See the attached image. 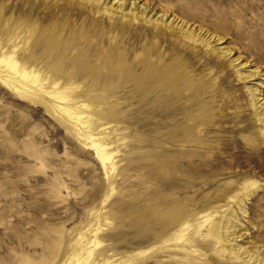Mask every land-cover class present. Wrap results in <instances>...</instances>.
<instances>
[{
	"label": "rangeland",
	"instance_id": "obj_1",
	"mask_svg": "<svg viewBox=\"0 0 264 264\" xmlns=\"http://www.w3.org/2000/svg\"><path fill=\"white\" fill-rule=\"evenodd\" d=\"M122 2L117 15L89 0H0V55L15 45L40 73L22 81L31 98L3 82L20 77L0 64V264H64L89 229H100V264H210L216 251L186 260L167 240L230 210L239 243L264 249V129L247 92L264 99V0ZM236 58L259 76L240 80ZM58 88L114 153L113 171L52 110Z\"/></svg>",
	"mask_w": 264,
	"mask_h": 264
},
{
	"label": "bare ground",
	"instance_id": "obj_2",
	"mask_svg": "<svg viewBox=\"0 0 264 264\" xmlns=\"http://www.w3.org/2000/svg\"><path fill=\"white\" fill-rule=\"evenodd\" d=\"M89 1H93L94 3H96V5L102 11H104L106 9V6H108V4L110 3L111 6L108 7V10L111 13L117 15L122 14L124 8V3L122 2V0ZM114 7L116 8L114 9ZM130 7L132 8L131 10H133L134 3H131ZM144 15L145 12L143 11L139 19L143 20ZM130 17L133 18L134 13ZM163 17L161 18V20L160 18H157L156 22L161 21V23L163 24L165 21V17ZM180 27L183 28L186 27V25L182 24ZM183 33L185 34L187 32L183 31ZM188 37L189 39H195V36L192 35V32L189 33ZM221 41L222 39L216 40L217 43H220ZM12 47V51L3 52L0 55V64H5L8 67L11 72V75L13 76L12 79H14V77L16 76H19L20 81L5 79L3 80V82L7 84L8 87L18 92L20 95L33 98L34 93H32L31 89L24 85L22 81H26V83L30 85H37L39 83L40 73H33L27 70L25 67H22L17 59L16 52L14 50L16 46L13 45ZM223 56L230 60L232 52L229 49H225L223 52ZM231 63H233V66L237 69L239 79L244 82H251L253 79H256V77L260 74L259 72L243 70L246 65H242L240 63L239 58L232 59ZM154 74L155 75L152 76V79H156V82L158 83H175V81H172L173 75L170 72L157 73V71H155ZM262 85H264V83H262ZM65 89L74 91L80 89V87H75L74 85L69 84L65 87ZM247 92L248 96L250 97V100H252L253 104L261 112L259 117L257 118V125H260L262 129H264V99L262 98V92L259 91L258 88H256L255 86L249 87ZM51 97L57 103L61 104L51 106L52 110L55 113H58L60 117L64 114L69 118L70 121L76 122L77 124L75 127L77 136L82 139V141L86 145H90L95 150V152L97 153V157L101 161L106 171H113L115 169V164L113 161L114 153L109 151L108 146L102 142V139L95 136L96 134L93 133L89 125H86V123L84 122V117L81 116V113L79 111L74 112L72 108L68 106L71 102H76H74L73 99L69 97L68 93L60 90V88H58L55 94H53ZM262 102L263 104H261ZM80 107H82L83 110L89 108L86 104H81ZM78 127H80V129ZM256 184H258V182ZM260 187L262 186L260 185ZM260 187L258 186V188ZM250 194H246L245 199L248 200L251 197ZM240 203V209L245 215L247 212L245 202L244 200H240ZM152 213L154 216H156L157 210H153ZM185 215L186 213L179 211L175 216L179 222H182ZM202 219L205 220H202L196 225V228L192 230V233H190L189 237H185V233L187 231L185 228V226L187 225L186 223L182 224L181 228L176 231L173 236L171 235L172 237L170 236L171 238L169 237V239L167 240V243L172 240L176 242L174 243V245L170 244L169 246H173L176 251H178V253L184 257V259H190L194 261L201 260L206 262V259L209 256L206 252H210V250H212L216 251V257L218 260L211 262L210 264H222L224 262H229L230 259H233V263L229 264H264V249L260 250L259 247L254 245L253 243L249 244L250 246L247 247L239 243L245 233H242V223L236 217L233 210H230L228 213L225 212L222 217H217L213 220H211L210 216H204ZM207 223L208 225L210 224L207 235L203 240H200L198 234ZM99 230L100 229H89L85 233H81L73 244V252L69 258V262L67 261L64 264H100L97 258H95V247L97 248L100 245V241L98 240ZM206 240H209V245L204 244V241ZM202 246L205 248H203ZM201 247L202 250H200ZM201 251H205V254L199 253ZM212 259L216 258L212 256Z\"/></svg>",
	"mask_w": 264,
	"mask_h": 264
}]
</instances>
